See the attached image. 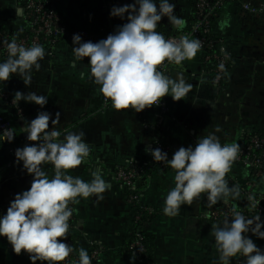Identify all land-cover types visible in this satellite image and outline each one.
<instances>
[{
    "label": "crops",
    "instance_id": "1",
    "mask_svg": "<svg viewBox=\"0 0 264 264\" xmlns=\"http://www.w3.org/2000/svg\"><path fill=\"white\" fill-rule=\"evenodd\" d=\"M105 1L111 8L133 3V0ZM102 2L60 0V6L67 22L75 25L83 24L92 17L102 20L105 17ZM169 2L175 3L174 13L182 18L183 24L177 29L167 17H163L158 27L166 38L187 30L194 14L192 0ZM247 2L256 4L260 0H238L237 3L227 4L214 23L215 33L224 39L233 54V63L223 89L215 88L210 82L200 53L184 64L174 65L167 73L174 79L177 73H181L185 81L192 85L185 100L174 102L170 96L164 97L175 121L158 131L163 142L171 148L172 155L179 147L194 145L198 138L212 132L219 137L222 145L241 144L242 139L251 133L264 136V19L257 21L246 13L242 5ZM17 9L21 10L20 0H0L1 27L15 31L27 27L26 19L22 12L17 13ZM125 22L118 17L107 16L106 19L108 25ZM73 60V52L63 46L51 55L46 54L40 61V70L32 72L30 87H26L16 75L4 84L0 83V89L6 88L14 95L16 91H34L49 97L44 109L21 100L25 113L23 119L0 100V114L12 122L16 133L14 143L18 148L26 143H35L26 140L22 127L24 120L31 121L38 111H48L53 118L55 113H60V123L56 127L61 139L68 132L83 130L86 133L90 156L78 168L69 170V174L87 182L92 179V171L99 169L102 177L111 184V189L103 194L102 201L91 197L80 199L75 204L77 228L73 235L74 253L78 255L81 248L88 252L93 245H97L103 250L100 264H140L124 253L130 236L133 208L129 190L116 181L115 172L133 162L144 163L152 159L150 154L145 153V146L151 144L152 147L154 133L146 125L156 123V111L155 108L139 113L116 111L110 100L105 102L99 87L88 79L89 58L77 62L76 68L71 67ZM81 72L85 73L84 79H81ZM49 126L51 128V122ZM217 128L220 131L216 132ZM11 162L3 144L0 146V215L6 213L15 194L29 189L32 181L30 174L21 171L22 164ZM45 171L51 178L54 168L48 165ZM174 175L169 166L142 178L138 183L141 200L155 210V216L145 226V233L153 239V264H216L219 253L210 232L213 225L222 226V223L210 216L215 205L208 207L206 196L202 195L192 205H182L180 214L174 218L163 213L164 199L174 187ZM225 178L230 187L239 185L241 195L239 199H229L227 204L223 201L218 204L244 207L243 188L252 179L248 170L232 166ZM247 188L253 194H260V186ZM248 235L264 249V239H258L251 233ZM0 264H31V261L27 254H14L6 237H0ZM232 264H244V258H232Z\"/></svg>",
    "mask_w": 264,
    "mask_h": 264
},
{
    "label": "clouds",
    "instance_id": "2",
    "mask_svg": "<svg viewBox=\"0 0 264 264\" xmlns=\"http://www.w3.org/2000/svg\"><path fill=\"white\" fill-rule=\"evenodd\" d=\"M175 3L169 0H133L123 6H112L109 16L127 22L117 25L106 38L93 42L84 41L80 34H74L72 45L74 60L89 58L88 79L99 87L106 100L111 101L116 111L132 110L135 113L160 106L162 99L170 96L174 102L185 100L192 85L187 83L181 73L174 79L165 75L160 66L181 65L192 60L202 49L199 39L190 40L187 36L179 40L166 39L157 31L163 17L175 28H181L182 18L175 13ZM22 10L17 9L20 14ZM8 58L0 61V83H5L13 75L20 77L26 87L32 84L33 70L39 71L45 58V49L39 44L25 47L15 39L3 42ZM81 79L85 73H80ZM49 97L29 91H16L12 103L21 100L34 103L44 109ZM23 119L22 113H20ZM51 122V128H50ZM60 113L38 111L31 121L24 120L22 133L26 143L14 152L21 171L32 176L30 188L15 194L9 202L6 213L0 215V237H6L16 255L27 254L31 264H63L73 252L67 243L70 218L73 209L70 204L80 199L95 197L104 199V193L111 184L102 177L99 169L92 171V179L84 181L69 174L90 156L86 133L68 132L61 139L57 130ZM220 131L219 128L216 132ZM16 133L13 128L0 131V146L5 141L12 143ZM241 148L239 143L221 144L215 132L198 138L194 145L181 146L169 154L160 147L145 146L154 162H163L174 171V187L164 199L163 213L168 217L180 214L182 205H192L202 195L206 196L208 207L219 202L228 203L229 199H239V185L229 186L226 175L238 159ZM134 159V158H133ZM51 165L54 173L49 176L45 167ZM250 207L255 209L257 202L249 197ZM264 220L257 215L246 218L233 209L230 218L221 225H213L210 234L214 237L219 253L216 264H232V258H244V264H264V249L249 237L264 239ZM59 238V239H58ZM76 264H93L86 249H79Z\"/></svg>",
    "mask_w": 264,
    "mask_h": 264
},
{
    "label": "built area",
    "instance_id": "3",
    "mask_svg": "<svg viewBox=\"0 0 264 264\" xmlns=\"http://www.w3.org/2000/svg\"><path fill=\"white\" fill-rule=\"evenodd\" d=\"M21 1L25 3V5L21 7V10L24 18L27 20L29 33L16 39V42L18 44H23L25 47L32 46L33 44H39L45 49L46 45L52 47L59 42L60 38L68 34L70 29L69 23H67V21L64 19L63 14L58 12L56 7H54L52 4L43 0ZM210 2L211 0H196L197 11L195 12L194 19L190 23L188 30L177 35L170 36L167 39L179 40L184 36H187L190 40L199 39L202 43V49L198 53L202 55L204 63L208 69L207 72L210 78V82L215 88L221 90L224 88L223 78L226 74L228 64L230 63L233 54L226 46V42L224 40H221L219 53L203 55V51L208 50L211 45L210 42L205 38V35L209 34L212 30V22L210 21V19L214 15L213 12L215 9V7L210 4ZM226 2L237 3L238 0H217L215 5L221 7ZM242 8L250 16L255 17L257 21L264 19V0H260V2L256 4L252 2L244 3L242 5ZM77 33L82 36V39L84 41L91 40L93 42H96L100 39H104L99 38L94 33L88 31L76 30L73 32V35ZM4 41L11 42L12 40L9 39L8 36H5L0 32V60L3 58H8L7 49L3 43ZM186 62L187 60L182 62V64ZM173 66L174 64H168L167 61H165V65L160 66V70L163 71L165 75H167V73ZM13 97L14 95L10 91L0 90V100L3 101L7 106L12 107L19 117H21L20 113H22L24 118V108L22 107L20 102L19 104H13ZM105 102L108 103L109 100L105 99ZM152 108H155L156 111V123H153L151 126L146 125V127L151 128L154 133L152 139V147H160L163 151L169 154V159H171L172 150L169 145L163 142L158 130L163 126L174 122L175 117L172 114L170 105L165 98L162 99L160 106H153ZM150 109L145 110L147 111ZM4 128H13L12 122L8 118L0 114V131H3ZM3 144H5L6 149L12 159L11 163H13L15 161L14 152L18 147L15 145L14 141L12 143H8L7 141H5ZM255 149L260 150V152L254 153ZM150 163L154 164L156 170L153 173H146L143 167L147 166ZM235 165H240L243 168L255 170V174L253 175L252 179L246 182V190L243 188L245 205L244 207H233L231 205L216 204L212 208L210 216L215 221L223 224V221L226 217H231L232 211L234 209L235 211L241 212L243 215H245L246 218H252L254 216L260 215L261 220H264V189L260 190V194L258 195L253 194L249 190L247 191V187L257 188L261 186V183H259V179L264 180V168H261V166L264 165V138L253 136L250 140V143L247 144L246 147L241 149L238 159L233 163L232 166ZM167 167L169 166L165 165L163 162H154L153 158L148 160L147 162H142L141 164L133 162L126 168L118 169L115 172V179L121 186H126L133 190V192L129 195L130 202H136L140 205L142 211L148 214H154V208L147 204H144L141 200V196L138 190V183L142 178L152 175L155 172L163 170ZM232 181L234 180L232 179ZM262 184L264 188V181ZM249 197H252L257 202V206L255 209H252L250 207ZM69 207L73 209V215L71 216L69 221L70 228L66 242L69 243L73 248V235L77 228V218L75 212V204H70ZM135 220L136 222H140L141 216L137 215L135 217ZM145 234V228L141 225H138L136 232L137 239L132 244V248L136 249L139 254L145 251V247L143 244V237ZM88 253L92 258L93 264H100V259L103 253V250L100 246L93 245L89 249ZM78 259L79 256L76 255L73 250V252L66 259V261L63 262V264H76ZM140 264L145 263L140 260Z\"/></svg>",
    "mask_w": 264,
    "mask_h": 264
},
{
    "label": "trees",
    "instance_id": "4",
    "mask_svg": "<svg viewBox=\"0 0 264 264\" xmlns=\"http://www.w3.org/2000/svg\"><path fill=\"white\" fill-rule=\"evenodd\" d=\"M43 1L49 2L50 4H52L54 7H56L57 11L60 12L61 14H63V16H64V13H63L62 8L60 6V0H43ZM216 2H217V0H211V2H210V4L215 7V9H214V12H213L214 15L210 19V21L212 22V30H211V32L209 34L205 35V38L207 39V41L210 42L211 45H210V48L208 50L203 51V55L212 54V53L213 54L219 53V50H220V47H221V40H224V39L221 36H218L215 33V31H214V23L217 20L221 10L223 9V7L225 5H227L229 3L234 4V2H226L223 6L218 7V6L215 5ZM102 3L104 4V5L102 4L103 6L106 5L104 7V9H103V14H105V17L102 20H98V19L92 17L89 20L85 21L83 24H75V25L69 24V28L70 29H69V32H68L67 35H65L62 38H60L59 42L56 45L52 46V47H50L49 45H46V48H45L46 49L45 50L46 54L47 55H49L50 53L53 54V53L56 52V50L62 49L63 46L67 47L70 52H73V47L74 46L72 45V37H73V32L76 31V30H78V31H88V32L94 33L99 38H105L108 34L112 33L114 31L115 27L117 25H120V24L116 23V24L108 25L106 23V19H107V16H109V12H110L111 6H110V4L108 5L105 0H103ZM20 5H21V7H23L25 5V3L20 0ZM192 5H193V9H194V14H193V18H192V21H193L195 12L197 11L196 10V0H192ZM64 19L66 20L65 16H64ZM26 22H27V20H26ZM187 30H185V31H187ZM28 31H29L28 27H24L23 29H21L19 31H15V30H9L6 27H3V26L1 27L0 26V32L2 34H4L5 36H8L9 39H11V40H13V39L16 40V39L26 35L27 33H29ZM157 31L162 33V30L159 27L157 28ZM5 59H7V58H3L0 61L5 60ZM232 63H233V56H232V59H231L230 63L228 64V67H227V70H226V74H225V76L223 78L224 85L227 82L228 73H229V70H230V67H231ZM0 90H8V89L5 88V89H0ZM253 136H256L258 138H264V136L259 134V133L248 134L245 137V139H242L241 144H240V148L242 149V148L246 147L247 144L250 143V140H251V138ZM259 152H260V150H256V149L254 150V153H259ZM137 163L141 164L139 162H137ZM235 167L243 168L240 165H235L234 168ZM143 168H144L146 173H149V172L153 173L156 170L154 164H152V163L148 164L147 166H144ZM261 168L263 169L264 165L261 166ZM261 168H259V169H261ZM245 169H247V168H245ZM247 170H248V173L250 174V177H253V175L255 174V170L254 169L253 170L252 169H247ZM263 179H264V177H263ZM263 181L264 180L259 179V183H261V186H260L261 189L260 190L264 189L263 188V184H262ZM124 188L129 190V192H128L129 195L133 192L132 189H130V188L126 187V186H124ZM247 191H248V188H247ZM130 203H131L132 208H133V214H132V221H131L130 231H129L130 236H129L128 242L125 245L124 253H127L130 256H132V258L135 261H139L140 262V260H141L145 264H153V260H152V257H153L152 256V253H153V239L150 238L149 235L145 234L144 237H143V244H144V247H145V251L143 253L139 254L136 249L132 248V244L137 239L136 232H137L138 225H141V226H143L145 228V226L148 223V221L151 220L155 216V213L154 214H148V213L142 211L141 208H140V205L137 204L136 202H130ZM137 215L141 216L140 222H136V220H135V217Z\"/></svg>",
    "mask_w": 264,
    "mask_h": 264
}]
</instances>
